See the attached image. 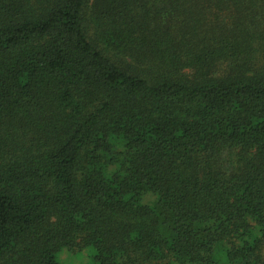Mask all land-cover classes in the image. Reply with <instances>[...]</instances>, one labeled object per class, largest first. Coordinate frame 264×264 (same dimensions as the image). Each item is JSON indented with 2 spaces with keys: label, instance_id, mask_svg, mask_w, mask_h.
<instances>
[{
  "label": "trees",
  "instance_id": "obj_1",
  "mask_svg": "<svg viewBox=\"0 0 264 264\" xmlns=\"http://www.w3.org/2000/svg\"><path fill=\"white\" fill-rule=\"evenodd\" d=\"M264 264V0H0V264Z\"/></svg>",
  "mask_w": 264,
  "mask_h": 264
},
{
  "label": "rangeland",
  "instance_id": "obj_2",
  "mask_svg": "<svg viewBox=\"0 0 264 264\" xmlns=\"http://www.w3.org/2000/svg\"><path fill=\"white\" fill-rule=\"evenodd\" d=\"M93 257L94 253L90 248L76 252L65 251L59 257V261L61 264H96Z\"/></svg>",
  "mask_w": 264,
  "mask_h": 264
}]
</instances>
